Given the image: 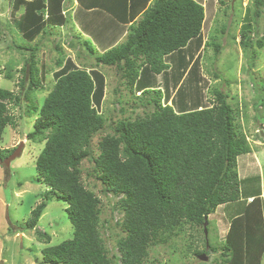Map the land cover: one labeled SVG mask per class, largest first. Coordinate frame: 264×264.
Returning <instances> with one entry per match:
<instances>
[{"label":"trees","instance_id":"1","mask_svg":"<svg viewBox=\"0 0 264 264\" xmlns=\"http://www.w3.org/2000/svg\"><path fill=\"white\" fill-rule=\"evenodd\" d=\"M79 1L85 10L99 8L97 11L108 12L122 24L134 21L143 12L129 26L124 42L95 58L96 66L115 68L131 93L141 91L142 106H152L153 110L143 117L112 122L111 133L100 138L95 152V137L105 130L108 120L99 110L103 78L95 67L91 71L62 69L42 106L32 104L38 117L26 138L44 143L36 160L35 182L48 188L46 199L55 193L57 201L68 204L66 211L73 227L70 238L44 248L42 259L44 264H143L149 249L167 243L185 223L204 227L205 217L209 219L219 206L241 201L237 158L252 150L245 135L236 129V111L229 102V92L214 89L210 108H202V102L196 101L189 109L185 102V97L192 96L194 85L203 82L199 66L206 7L202 1L153 0L147 8L150 0H130L131 5L128 0ZM64 3L16 0L13 12L20 14L18 28L32 40L45 24L66 25L69 18L64 14ZM254 3L259 8L264 0ZM260 16L257 9L256 17ZM256 43L262 47L264 39ZM240 44L252 52L251 60L256 58L247 31L242 32ZM83 45L90 55L97 52L88 40H83ZM214 46L219 56L221 44ZM19 49L30 54L20 84L27 89L24 98H29L40 84L36 61L39 48ZM57 64L63 66L61 60ZM187 72L191 86L186 87L187 92L183 90L184 104L177 110L168 103L172 94L169 78L173 77L176 87ZM6 78L12 79V75L8 73ZM255 87L263 93L258 107L264 104V81L255 82ZM21 101L11 90L0 88V163L17 150L2 149L1 145L7 127L16 126L8 107ZM86 160L94 164L90 177L100 182L103 193L123 196L118 202L124 213L117 222L121 229L119 256L111 254L102 236L101 199L82 181L81 166ZM251 198L231 221L222 248L224 264H260L264 207L261 194ZM47 201L31 211L25 229L36 228ZM37 233L39 240L51 242L49 234ZM210 251L218 249L210 246L198 255Z\"/></svg>","mask_w":264,"mask_h":264},{"label":"rangeland","instance_id":"2","mask_svg":"<svg viewBox=\"0 0 264 264\" xmlns=\"http://www.w3.org/2000/svg\"><path fill=\"white\" fill-rule=\"evenodd\" d=\"M254 1L202 0L206 4L204 43L199 66L203 82L194 85L191 97H185V102L190 105L189 109L195 107L191 106L196 101L202 102L200 107L210 108L215 100L214 89L231 94L229 102L236 111V129L245 135L252 150L251 153L237 158L241 201L221 205L209 216L207 238L203 226L185 223L175 231L176 235L167 243L157 244L155 248L149 249L148 258L143 264H224L222 248L232 219L242 213L245 202L252 201L251 197L261 194L264 207V104L256 107L263 93L255 87V82L264 81V45L259 47L256 43L259 39H264V5L258 8ZM15 2L16 0H0V88L11 90L21 97L22 101L17 104L12 102L8 107L9 114L15 118L16 126L7 127L1 148L18 150L23 145V149L21 155L12 160L9 166L0 163V264H44V248L70 238L73 227L66 211L68 204L57 201L55 193L49 194L46 199L44 194L48 188L35 182L38 178L36 160L44 143H32L26 138L27 134L33 131L38 117L32 104L38 108L42 106L58 75L62 74V69L85 68L91 71L95 67L96 73L101 75L104 83L102 87L99 86L103 93L99 110L108 119L105 130L95 137L93 142L95 152L100 138L111 133L112 122L115 123L120 118L143 117L150 113L153 107L142 106L139 100L142 92L133 90L131 93L130 89L121 83L115 68L96 66L95 56L104 52L103 48H98L92 33L97 26L91 28V36L87 37L88 32H85L80 24L76 25V18L69 16L74 11H69L71 2L67 5L68 12H64L69 18L66 25L45 24L32 40H28L25 30H20L17 26L20 14L13 12ZM257 9L261 11L259 18L256 17ZM83 13L84 11L80 15ZM90 19L86 17L83 22ZM243 31H247L251 37L250 50L255 51L257 55L252 60V52L244 50L240 44ZM77 36L80 38L76 39ZM83 40H88L98 49L95 55H90L83 45ZM214 44H221L222 52L219 56L216 55ZM34 46L39 48L36 61L39 69L37 79L40 84L30 92L29 98H24L23 93L25 90L27 92V89L20 86L24 75L22 69L30 59V54L19 48ZM58 60L63 62L61 68L57 64ZM8 73L12 75V79L6 78ZM217 74L222 77L218 78ZM188 77L190 76L187 72L176 87L172 81L173 77L169 78L172 94L168 103L173 104L177 110L184 104V99L181 98L183 90L187 92L186 87L191 86ZM160 81L163 82L161 78ZM162 84L161 88H166ZM134 108H137L135 112ZM93 165L89 160L83 162L82 181L101 199L102 236L111 254L119 256L117 239L121 229L117 222L122 220L124 213L120 210L118 202L123 196L103 193L100 182L90 177ZM46 201L48 205L36 228L25 229L31 211ZM38 231L49 234L51 242L39 240ZM210 246L218 251L208 252V261L200 260L198 252H203ZM261 253L260 264H264V249H261Z\"/></svg>","mask_w":264,"mask_h":264},{"label":"crops","instance_id":"3","mask_svg":"<svg viewBox=\"0 0 264 264\" xmlns=\"http://www.w3.org/2000/svg\"><path fill=\"white\" fill-rule=\"evenodd\" d=\"M126 1L127 0H125V2ZM198 1H202V0H198ZM69 2H71L70 7H68L69 11H72L74 9V11L69 14V16L71 15L70 17H72L73 19L76 18V25L78 26L80 24L81 27L83 28V30L85 32L86 31L88 32L87 37L91 36L90 35L91 28H93V26H94V28H95V26H97L96 29L92 33L94 34L93 36L99 45L98 48H103L104 52L106 50L110 49L111 47L121 43L122 40L125 39L129 33V26L134 24L137 20H139L143 14V12H140L139 16L134 21H129V23H127V24H122V23H119V21L117 22L115 20V18L111 14H109L108 12L97 11L99 8L91 9L89 11L85 10V8H83V6L81 5L79 0H65L64 12L67 11V5ZM152 2H153V0H150L148 5L146 6V8ZM127 4L131 5L130 0H128ZM132 4L134 5V3H132ZM203 4L206 7V4L205 3H203ZM83 11H84V13L82 14L83 15L82 16L80 14ZM86 17H90L91 19L83 22V20ZM79 18L81 20L80 22H79ZM128 18H130L129 9H128ZM119 40H121V41L119 42ZM98 41H100V42H98ZM97 51H98V49H97Z\"/></svg>","mask_w":264,"mask_h":264},{"label":"water","instance_id":"4","mask_svg":"<svg viewBox=\"0 0 264 264\" xmlns=\"http://www.w3.org/2000/svg\"><path fill=\"white\" fill-rule=\"evenodd\" d=\"M22 149H23V145H21L20 148L16 152H14V154H12L11 156H9L6 159L5 164L9 166L12 160H15L16 158H18L21 155ZM208 223H209L208 217H205L204 233H205L206 238L208 236V229H207ZM199 259L202 260V261H208L209 260V257H208L207 254H202L199 257Z\"/></svg>","mask_w":264,"mask_h":264},{"label":"clouds","instance_id":"5","mask_svg":"<svg viewBox=\"0 0 264 264\" xmlns=\"http://www.w3.org/2000/svg\"><path fill=\"white\" fill-rule=\"evenodd\" d=\"M209 220V219H208ZM209 224V223H208ZM209 256V254H207ZM201 256V255H200Z\"/></svg>","mask_w":264,"mask_h":264}]
</instances>
